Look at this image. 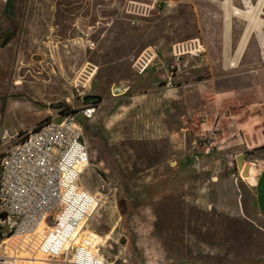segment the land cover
<instances>
[{"label": "rangeland", "instance_id": "374dc122", "mask_svg": "<svg viewBox=\"0 0 264 264\" xmlns=\"http://www.w3.org/2000/svg\"><path fill=\"white\" fill-rule=\"evenodd\" d=\"M13 1L14 14L7 13L0 24L1 34L6 35L14 27L9 16L20 18L10 44L16 62L8 73L0 68V103L3 110L24 106L28 111L23 116L7 114L2 130L33 127L41 110L79 111L95 100L85 97H99L96 117L86 120L79 115V122L89 142L93 168L117 188L86 227L102 243L100 251L107 261L264 264V178L253 192L244 180L240 183L232 176L236 160H230V167L216 166L207 164L212 160L206 157L201 158L206 159L201 166L187 167L179 175L171 176L178 158L173 149L178 144L171 131L180 133L181 129L190 128L184 131L183 154L192 159L202 157L195 153L192 144L199 136L201 120L193 121L190 116L183 120L175 118V113L170 114L175 110V102L159 98L154 92L152 98H129L143 91L141 84H164L161 76L174 63L169 47L177 42L198 37L206 44L209 61H220L222 0H33L32 6L31 0ZM131 2L156 3V8L147 16L132 15L128 12ZM234 2L238 4L239 0ZM0 16H4L1 10ZM259 19L263 24L258 29L261 30L264 17ZM247 24L237 17L231 23L236 35L233 54L239 49ZM224 29L225 33L226 23ZM38 45L47 48L44 54L35 56ZM151 46L160 53L157 68L162 69L158 72L151 67L147 79L136 77L132 64ZM46 55L49 60L43 64ZM179 65L183 72L177 82L185 93L206 76L205 72L198 73L202 69L194 67L197 62L192 58H184ZM89 66L96 68L95 74L92 71L90 75L93 78L88 83L80 81L86 87L77 86V76ZM134 80L136 91L134 86L126 91ZM14 81L23 84L12 91ZM162 86L156 87L158 91ZM123 93L124 98H118ZM55 121L60 122L61 118ZM192 121L195 132L190 127ZM0 149L4 151L1 140ZM221 158L228 160L226 156ZM81 170V185L100 194L98 174L91 166H82ZM253 195L258 203L251 201ZM21 258L26 260L16 263L59 264L51 258Z\"/></svg>", "mask_w": 264, "mask_h": 264}, {"label": "built area", "instance_id": "2783aa9c", "mask_svg": "<svg viewBox=\"0 0 264 264\" xmlns=\"http://www.w3.org/2000/svg\"><path fill=\"white\" fill-rule=\"evenodd\" d=\"M155 8L156 3L131 2L128 12L147 16ZM261 16L264 17V7ZM158 52L153 46L144 49L132 64L134 74L144 75L157 65ZM206 53L200 38L173 44L174 63L167 67V86L173 85L184 58ZM76 85L86 87L83 82ZM96 109V104L84 105L77 112L66 108L61 110L63 114L60 111L31 129L4 130V155L0 160V264L26 260L21 257L51 258L59 264H114L101 254L97 238L82 231L95 211L117 190L101 171L93 168L88 139L79 122V115L90 120ZM214 143L213 135L202 134L196 140L197 146L207 153ZM82 166H91L98 174L100 185L105 186L101 194L81 185Z\"/></svg>", "mask_w": 264, "mask_h": 264}, {"label": "crops", "instance_id": "0c3cea01", "mask_svg": "<svg viewBox=\"0 0 264 264\" xmlns=\"http://www.w3.org/2000/svg\"><path fill=\"white\" fill-rule=\"evenodd\" d=\"M7 3L8 2L3 3L0 1V10L4 12V16H0V22H3L7 13L11 14L13 11L12 14H14V1L10 0V5ZM32 4L33 0L29 2V6H32ZM249 4L254 6V10L252 12L244 11ZM219 7L223 12L222 16L224 24L222 30V58L220 61L211 62L209 61V53L198 57H190L197 62V65L194 67L202 69L201 71H198V73L205 72L206 76L198 80L197 83H193L191 86L192 88H190L191 90L188 89L185 93V90L182 91L179 88L180 86L177 82L178 76L183 72L182 67H180V72L173 78L172 86H167L169 75L166 68L163 75H160L164 80V84L159 83L155 86L141 84L143 86L142 88H144L143 91H137L129 98L136 101L139 98H152L151 95L153 92L159 94V98L175 102L176 105L172 104L175 110L170 112V114L175 113V118H181L183 120L185 117L190 116L193 121L198 122L201 120V122L199 121L198 133H196L199 135L205 134L208 136H214L215 143L208 153L202 147L197 146V137L194 139L192 144L195 153L202 157L192 159V157H185L183 154V147H185L183 138L184 131L190 130V128H183L180 130V133L177 131H171V133H173L172 138L175 140L176 144H178V146L173 148L178 152V158H176L175 166L170 172L171 176L179 175L181 172H184L187 167L197 168L208 158H211L210 160H212V162H207L209 165L213 164L221 166L225 164L230 167L231 159L236 160V157L239 154L246 152L248 155L245 162L252 163L256 166L257 172L254 178L255 183L252 188V191L254 192L258 183L264 178V28L258 30L263 26L259 17L261 16L260 14H262L264 0H256L255 2L253 0H239L238 4H235L234 0H222L219 2ZM238 9L241 10L239 13L237 12ZM235 17L246 22L248 21L247 27H251L252 32L247 47L241 52V41L247 32L245 30L242 37H240L241 40H239V49L237 48V51L233 54V30L231 23L234 21ZM9 18L12 19L14 27L11 28L12 30L9 29L7 34H12V37L6 46L0 48V53H3V57L5 58L4 60L3 57H0V68L2 67L7 73L13 71V66L16 62V53L12 52L10 44L14 39V35H16V30L18 29L20 22L18 15L15 16V18L10 15ZM46 20L48 24V16H46ZM225 23L226 32L224 33ZM2 26L3 25L0 24V42L5 36L4 34H1L3 32ZM44 28L46 27L44 26ZM258 31H261V33ZM38 46L39 49L34 54L35 56L42 52V54H44L47 48H45V45ZM10 57L11 60L9 61ZM48 60L49 57L46 55V60L42 63L45 64ZM52 65L53 64L51 63V66ZM152 68L156 69L158 72L162 69L161 67L157 68V65H153ZM150 69L151 67L148 70ZM147 72L144 75H141V77L147 79ZM134 75L139 77L136 74ZM22 84V81H14L11 90H15V87L19 89L22 87ZM135 84H137L136 80L129 85L126 91L132 88V86H134L133 89L136 91L137 86H135ZM157 86H162L163 89L158 91L156 88ZM124 94L125 93L120 94L118 98H124L122 97ZM174 94L176 95V98H169V96ZM86 98L95 99L92 103L84 104H96L97 109L93 117L95 118L98 111L99 102H97V99H99V97L87 96L85 99ZM1 104L2 103H0V140L4 130L7 129L5 128L2 130V125L4 124L7 114L23 116L28 111L24 106H9L3 110ZM62 109H59L56 113L54 112V109L49 108L37 112L39 118H37V123L34 126L46 117H56ZM193 121L190 122V127L195 132L192 125ZM33 127H24L21 128L20 131L31 129ZM3 155L4 151L0 149V160ZM221 156L228 157V160L225 159V162ZM203 157H206V159L202 160L201 158ZM102 165L104 164L102 163L98 167H101ZM236 167H234L232 176L238 182L243 183L244 181L241 178V172ZM251 201L253 203H258L257 196L253 195ZM100 245H102V243Z\"/></svg>", "mask_w": 264, "mask_h": 264}, {"label": "water", "instance_id": "95a60500", "mask_svg": "<svg viewBox=\"0 0 264 264\" xmlns=\"http://www.w3.org/2000/svg\"><path fill=\"white\" fill-rule=\"evenodd\" d=\"M248 153L239 154L236 157V165L237 169L241 171V178L245 181V183L252 189L254 186L252 179L253 171L256 170V166L252 163H246L245 159Z\"/></svg>", "mask_w": 264, "mask_h": 264}, {"label": "bare ground", "instance_id": "6f19581e", "mask_svg": "<svg viewBox=\"0 0 264 264\" xmlns=\"http://www.w3.org/2000/svg\"><path fill=\"white\" fill-rule=\"evenodd\" d=\"M239 11H241L240 9H238V13H239ZM237 13V14H238ZM252 23V22H251ZM248 28V27H247ZM247 28H246V34H245V36L243 37V39H242V42H241V46H240V49H241V52H243L244 50H245V48L247 47V44H248V40H249V37H250V35H251V32H252V28L251 27H249L248 28V30H247ZM236 62V61H235ZM233 65V64H232ZM236 65V64H235ZM92 71H94L93 73L95 74V70L94 69H92V68H90V66L88 67V70H86L85 71V73L82 75L81 74V76L78 78V76H77V82H80L81 80H83L84 82H86V83H88V82H90L91 81V79L93 78V76H91L90 77V75H91V73H92ZM90 77V79L88 80V78ZM241 172V171H240ZM256 170H254L253 171V175H252V181L254 180V178H255V176H256ZM100 187H101V190H102V192H103V190H104V187L105 186H102V185H100ZM101 192V193H102ZM100 193V194H101ZM88 225H89V223H87L86 224V226L85 227H83V229H82V231H85V232H87L88 230H86V227H88Z\"/></svg>", "mask_w": 264, "mask_h": 264}, {"label": "trees", "instance_id": "16d2710c", "mask_svg": "<svg viewBox=\"0 0 264 264\" xmlns=\"http://www.w3.org/2000/svg\"><path fill=\"white\" fill-rule=\"evenodd\" d=\"M7 4L8 5H10L9 3H10V0H7ZM254 9V6L253 5H251V4H249L248 6H247V9L245 10L244 9V11H247V12H252V10ZM248 22V21H247ZM248 25V24H247ZM247 28V27H246ZM246 28H245V30H246ZM244 34V33H243ZM242 34V35H243ZM235 36L236 35H234L233 34V40L235 39ZM11 37H12V34H6L4 37H3V40L0 42V48H2V47H4V46H6L8 43H9V41L11 40ZM242 37V36H241ZM196 38H198V37H196ZM191 39H193V38H191ZM188 40H190V39H188ZM240 40H241V38H240ZM186 41V40H185ZM240 42V41H239ZM206 45V44H205ZM239 45V44H238ZM222 47V46H221ZM170 48V57L171 58H173L172 57V47H169ZM207 48V47H206ZM222 49V48H221ZM168 53H169V51H168ZM160 54V53H159ZM93 97H97V96H93ZM75 112H77L76 110H75ZM61 113L63 114V112L61 111ZM46 120H49V119H46ZM92 220V219H91ZM90 220V221H91ZM96 232V231H95ZM97 233V232H96Z\"/></svg>", "mask_w": 264, "mask_h": 264}]
</instances>
